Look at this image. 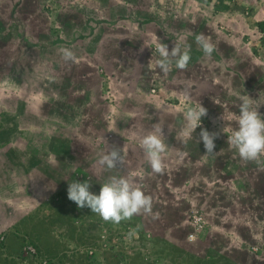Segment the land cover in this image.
Instances as JSON below:
<instances>
[{"label": "rangeland", "instance_id": "rangeland-1", "mask_svg": "<svg viewBox=\"0 0 264 264\" xmlns=\"http://www.w3.org/2000/svg\"><path fill=\"white\" fill-rule=\"evenodd\" d=\"M261 18L264 0H0V218L45 221L53 209L44 201L68 198L66 179L84 177L99 194L107 178L132 173L153 199L152 214L136 215L121 231L99 230V264H129L138 249L148 262L166 264L150 250L153 243L144 246L139 226L201 262L217 251L239 264H264V156L245 161L227 143L245 89L264 116ZM210 28L228 37L216 45ZM201 33L215 45L211 56L196 43ZM230 36L236 48L227 47ZM178 38L191 59L180 70L173 58L164 73L155 47L162 41L171 50ZM62 47L78 63L65 61ZM199 104L207 115L185 142L176 135L183 113ZM154 126L163 127L168 146L163 174L152 171L139 145ZM205 126L220 133L214 154L200 141ZM112 146H125L124 162L107 169L98 160ZM193 212L203 216L199 229ZM86 223L94 232L93 220Z\"/></svg>", "mask_w": 264, "mask_h": 264}, {"label": "clouds", "instance_id": "clouds-1", "mask_svg": "<svg viewBox=\"0 0 264 264\" xmlns=\"http://www.w3.org/2000/svg\"><path fill=\"white\" fill-rule=\"evenodd\" d=\"M179 39L175 41V46L171 50L162 41L157 43L155 47V51L160 57L157 66L164 73L171 70L173 58H175V67L180 70L186 69L189 64L190 50H182ZM196 43L202 48L206 56H211L215 50V45L203 33L196 36ZM59 51L65 61L78 63L76 54L70 48L62 47ZM239 99L241 101L239 115L235 118L237 127L228 135L227 143L238 151L241 159L259 163L260 158L264 156V116L259 112L261 104H254V99L249 95L240 96ZM150 103L158 111L167 110V106L161 102L150 101ZM206 115L207 109L202 104L187 108L183 113L185 124L176 133L177 138H181L185 142L192 139V134L201 126V118ZM222 119L225 120L224 114ZM219 135V132H210L207 128H202L200 141L204 144L206 154L215 153V140ZM139 145L143 149L152 171L163 174L165 171L164 153L168 148L163 127L154 126L151 131L142 136ZM124 147L112 146L109 152L100 155L98 164L107 169H113L118 164H122L124 162L122 155ZM90 188V180H73L67 188L68 199L75 202L78 208H90L93 213L98 214L106 222L119 224L123 220L131 219L134 215L152 214L153 199L151 195L143 191L132 173L128 176L107 178L102 183L99 194L90 191ZM46 261L48 262L47 259ZM47 262L43 263L48 264Z\"/></svg>", "mask_w": 264, "mask_h": 264}, {"label": "trees", "instance_id": "trees-1", "mask_svg": "<svg viewBox=\"0 0 264 264\" xmlns=\"http://www.w3.org/2000/svg\"><path fill=\"white\" fill-rule=\"evenodd\" d=\"M258 24L263 28L264 27V18L259 19ZM207 128V126L203 127ZM77 178L72 177L71 179L68 178L64 181V188L62 189L64 191H67L68 185L71 181L76 180ZM81 181L86 180L84 177L78 178ZM44 205H49L53 211H51V214L48 216H44L45 221H43L42 218H36V220H33L29 215L27 216L28 220L22 219L21 224H18V227L22 228L26 231H32L34 237L45 241L46 237H48L50 234L54 233L55 230L59 231L60 227L63 229L65 228L68 230V240L72 242L74 245H77L79 247L80 251L82 252V255L89 258L91 264H99V251H97V240L100 239L99 230L101 231L103 227H107L111 231H121V229H125L126 226L129 223H135L137 220H133V217H136L134 215L129 220H123L119 224H114L112 222H106L104 221L98 214L93 213L90 208L84 207V208H78L75 202L69 200L66 198L64 194H53L44 201ZM77 210L78 213H75L74 210ZM26 216V215H25ZM40 217V216H39ZM91 218L93 220V223L97 226L95 231L92 233H88L87 230L90 228V226H87L85 224L86 220ZM79 224L80 228L79 231L72 232L73 225ZM141 232V239L142 242L144 241V246L147 242H151L155 245V247L150 248L152 252L157 256V259H161V261L166 260V264H171L167 261L170 260L173 264V261H175V264H239L230 259L229 257H226L225 255L213 251L209 258L210 259H203L201 262V258L197 256L193 252L186 251L183 247L173 243L168 238L162 235H153V236H147L144 231H142V227L139 226L137 228ZM72 232V234H71ZM70 233V234H69ZM67 234V233H65ZM115 238H120L121 235L118 233L114 236ZM31 243H33L37 249V255L42 257V255H47L44 253V251H41V249L38 247V242H34L33 240H29ZM63 250L58 248V251L67 252L70 248H68L67 243L62 242ZM82 247V248H80ZM93 247L94 249H92ZM42 254V255H41ZM60 254V253H59ZM57 255L56 260L52 256L48 257L50 262L48 264H62L60 261H62V258L60 255ZM147 254V253H146ZM145 252L142 249L136 250L135 254L132 255L131 261L129 264H153L152 262H148L147 259H145L146 256ZM103 257L104 255L101 254ZM129 258V257H128ZM126 256V261L128 260ZM167 258V259H166ZM195 258V259H193ZM123 259V258H122ZM122 259L117 258L116 262L114 264H121ZM196 261V262H195ZM31 261H29L30 263ZM9 263V262H8ZM6 263V264H8ZM0 264H5V257H1L0 255ZM34 264V263H33ZM41 264H44L41 262Z\"/></svg>", "mask_w": 264, "mask_h": 264}, {"label": "crops", "instance_id": "crops-1", "mask_svg": "<svg viewBox=\"0 0 264 264\" xmlns=\"http://www.w3.org/2000/svg\"><path fill=\"white\" fill-rule=\"evenodd\" d=\"M228 18L230 19V17H228ZM231 22H233L232 19H231ZM242 22L243 21H240V23H241L240 27H239L240 29L244 25V23H242ZM208 31H210V33L214 35V39H215L214 42L216 45H218L226 37H228L225 34V32H223V31L218 33V30H216V28H213V29L210 28ZM219 35L221 36V38ZM226 41H227V39H226ZM236 44H238V43L234 42L233 38L231 37L230 42L227 44V47L230 48V46L233 45V48H236L237 47ZM261 75H262V76H260L261 79L264 80L263 72H261ZM176 82L178 84H181L180 83L181 80H177ZM243 89H245V88H243ZM245 90L246 91L244 92V94L249 95L250 90H247V89H245ZM108 115H110V114L107 113V116ZM233 125H237V124L233 123ZM146 184H147V182H146ZM217 184H218L217 181L212 180L211 188L213 189ZM5 199H7L6 196H5ZM32 204L34 205V203H32ZM33 205H32V208H33ZM19 219H21V217H19L15 221H13L14 218H13V215L11 217V214H8V215L4 214L3 217L0 218V232L5 234V236H4L5 240H3L4 243L0 244V255H1V257H5V264L8 262H9L8 264H23L22 263L23 261H25L28 264H33V263L34 264H41V262H42L41 260H44V259H47L48 262H50L48 257H51V256L54 258L52 260H56L57 259L56 257L59 253H60L59 255L62 258V261H60V263L62 262V264H91L89 258L82 255L83 251H72L70 249L67 252H64V251L59 252L58 251L59 247H60L59 249L63 248V245L61 243L62 242L66 243V241H68V238H67L68 234H65V231L61 227H60L59 231L55 230L54 233H52L48 237H46L45 241H42V240L34 237L32 231H26V230L18 227V223H16V221ZM3 227H4V229H3ZM8 228H12V229H10L11 231H8ZM29 240H33L34 242L41 243V244H38V247L41 249V251H44V253L48 254V256L41 254L42 257H40L39 255L36 256V254H34V255L33 254H26V253L24 254L23 252H21L22 247L24 246V244L26 242H30ZM68 248H70V247H68ZM29 261H31V262L29 263Z\"/></svg>", "mask_w": 264, "mask_h": 264}, {"label": "built area", "instance_id": "built-area-1", "mask_svg": "<svg viewBox=\"0 0 264 264\" xmlns=\"http://www.w3.org/2000/svg\"><path fill=\"white\" fill-rule=\"evenodd\" d=\"M192 220H193L197 229H199L203 225V222H204L203 216L197 212L192 213ZM194 235H195V232L193 230H191V232H189L188 239L191 240L194 237ZM3 240H4V234L2 232H0V242ZM23 249L26 251V254L37 253V249H36L35 245L32 243H29V242L24 244ZM43 262L46 263L47 262L46 259Z\"/></svg>", "mask_w": 264, "mask_h": 264}]
</instances>
